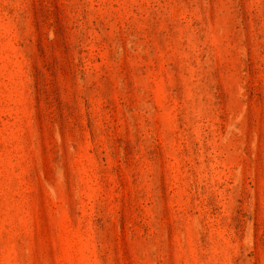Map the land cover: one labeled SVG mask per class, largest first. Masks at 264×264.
Returning a JSON list of instances; mask_svg holds the SVG:
<instances>
[{"label":"rangeland","instance_id":"374dc122","mask_svg":"<svg viewBox=\"0 0 264 264\" xmlns=\"http://www.w3.org/2000/svg\"><path fill=\"white\" fill-rule=\"evenodd\" d=\"M0 264H264V0H0Z\"/></svg>","mask_w":264,"mask_h":264}]
</instances>
